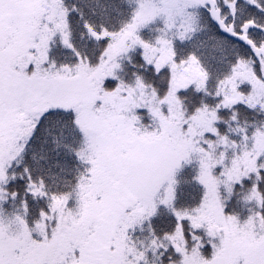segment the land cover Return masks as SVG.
<instances>
[{
    "label": "snow or ice",
    "instance_id": "1",
    "mask_svg": "<svg viewBox=\"0 0 264 264\" xmlns=\"http://www.w3.org/2000/svg\"><path fill=\"white\" fill-rule=\"evenodd\" d=\"M0 264H264V0H0Z\"/></svg>",
    "mask_w": 264,
    "mask_h": 264
}]
</instances>
